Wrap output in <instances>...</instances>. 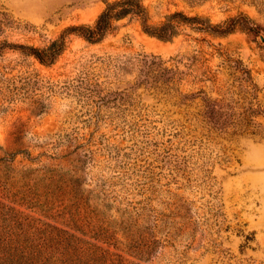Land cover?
Masks as SVG:
<instances>
[{
	"label": "rangeland",
	"instance_id": "rangeland-1",
	"mask_svg": "<svg viewBox=\"0 0 264 264\" xmlns=\"http://www.w3.org/2000/svg\"><path fill=\"white\" fill-rule=\"evenodd\" d=\"M115 1L0 0V264H264V0Z\"/></svg>",
	"mask_w": 264,
	"mask_h": 264
},
{
	"label": "trees",
	"instance_id": "trees-1",
	"mask_svg": "<svg viewBox=\"0 0 264 264\" xmlns=\"http://www.w3.org/2000/svg\"><path fill=\"white\" fill-rule=\"evenodd\" d=\"M130 13H136L140 15L143 19L142 27L144 32H146L150 36H154L158 39L167 41L170 40L176 33V25H174V20L176 17L184 18L183 20H193L184 17L179 12L173 13L166 17V20L160 25L149 27L145 21V9L139 3L138 0H118L113 3H108L106 8L98 15L93 26H85L81 25L73 28V30L79 31L82 36H84L90 42H98L100 41L107 31L110 28L111 21L113 19H120L122 17L127 16ZM224 32V31H223ZM63 48V39L54 40L48 47L38 50L35 48H31V52L36 55V57L45 62L46 60H51L55 57V55L59 54ZM62 249L63 253H68V250L59 247ZM65 249V250H64ZM40 250V249H38ZM37 250V251H38ZM63 253H60L64 255Z\"/></svg>",
	"mask_w": 264,
	"mask_h": 264
}]
</instances>
